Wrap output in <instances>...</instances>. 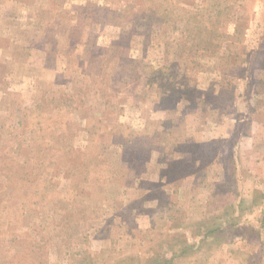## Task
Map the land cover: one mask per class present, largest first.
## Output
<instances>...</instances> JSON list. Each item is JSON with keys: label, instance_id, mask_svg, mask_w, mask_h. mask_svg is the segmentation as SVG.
Instances as JSON below:
<instances>
[{"label": "rangeland", "instance_id": "rangeland-1", "mask_svg": "<svg viewBox=\"0 0 264 264\" xmlns=\"http://www.w3.org/2000/svg\"><path fill=\"white\" fill-rule=\"evenodd\" d=\"M264 0H0V264H264Z\"/></svg>", "mask_w": 264, "mask_h": 264}, {"label": "crops", "instance_id": "crops-1", "mask_svg": "<svg viewBox=\"0 0 264 264\" xmlns=\"http://www.w3.org/2000/svg\"><path fill=\"white\" fill-rule=\"evenodd\" d=\"M261 216L264 215V211H261ZM255 223V230H256V235H262V233L264 234V218L263 217H260V219H255L254 221ZM264 245V243H262Z\"/></svg>", "mask_w": 264, "mask_h": 264}]
</instances>
